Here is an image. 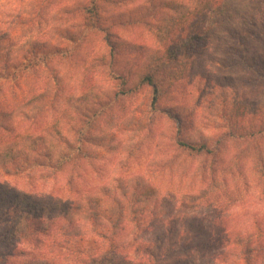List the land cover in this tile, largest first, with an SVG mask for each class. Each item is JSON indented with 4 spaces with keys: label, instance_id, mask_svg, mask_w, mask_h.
<instances>
[{
    "label": "rangeland",
    "instance_id": "1",
    "mask_svg": "<svg viewBox=\"0 0 264 264\" xmlns=\"http://www.w3.org/2000/svg\"><path fill=\"white\" fill-rule=\"evenodd\" d=\"M99 3L106 32L83 11L91 0H0L3 127L67 123L66 100L84 87L110 100L75 119L91 129L67 169L0 170V183L34 197L81 207L99 198V218L75 209L76 228L20 240L1 226L0 264H264V0ZM111 47L118 73L132 70L130 88L165 57L158 106L151 88L128 94L108 78L98 60ZM112 241L148 245L152 257Z\"/></svg>",
    "mask_w": 264,
    "mask_h": 264
},
{
    "label": "trees",
    "instance_id": "2",
    "mask_svg": "<svg viewBox=\"0 0 264 264\" xmlns=\"http://www.w3.org/2000/svg\"><path fill=\"white\" fill-rule=\"evenodd\" d=\"M183 6L184 5L178 7L177 5H172V7H170V5H166L165 7H170L171 10L177 12V10ZM83 11H86L89 15L87 19L91 21L95 29L98 28L100 31H107L108 28L106 29L104 27V22L100 19L101 6L99 0H91V7L86 6L83 8ZM183 16L186 17V15ZM182 23L183 21L180 23L176 22L173 29H178L182 26ZM171 33L172 32H167V35L162 38V41L167 40ZM198 39H200L199 35L189 38L186 41V46H189L193 41H198ZM109 49L108 56L98 60V63H100L99 66L107 69L108 78H110L111 81L119 82L120 87L123 88L125 92L128 91V94L146 87L151 88L154 92L153 106H158L160 93L157 84V73L161 74V71H167L166 68L168 65L166 64L167 60L165 57L159 58L154 56L150 64L146 66V73L148 74L144 73L141 75L139 81L134 84L133 88H130V80L128 77L132 75V70L126 67L124 68L126 69L124 72L118 73V66L116 67L115 61L118 52L114 47ZM176 49L178 50L181 48L176 46ZM177 50L172 51L169 60L173 61L174 58L172 57H174ZM0 55H2V53H0ZM43 62L44 59L42 60V63ZM124 64H127V62H124ZM162 66L166 68H162ZM89 82L94 85L91 80H89ZM102 92L103 93L98 94L94 92V90L87 91V87H84L80 92L78 91V95L72 93L66 100V103L68 102L73 108L69 113L72 114V116H67L68 122H64V124L63 122L62 124H55L52 127L51 125H46L42 131H40L37 125L32 127L36 129L34 134L30 132V128H24L23 126V129L26 130L24 132H19L18 127H15V125L3 127L2 125L5 122L1 120L0 170L10 174L11 172H20L25 168H32V166H48L61 171L77 162L74 155L82 152V144L86 139L84 135L91 129V125L87 122V126L82 129L77 126L75 119L81 114L91 112H94L92 115L93 119L99 116L102 111L100 108L102 106L101 104L110 102L107 93L105 91ZM122 94L124 93L115 92L114 96H120ZM104 96H106V98H104ZM114 98L117 100L116 97ZM24 116L28 118L29 114H25ZM91 122L92 121H90V124ZM49 136H51L50 144L48 143ZM179 145L187 152L197 154L211 153L210 148L206 144L198 145L179 142ZM107 196L109 197V195ZM98 199L89 201V203L85 204V207H81V205H76L72 202L59 201L50 197H34L18 191L14 187L6 186L1 182L0 227L6 226L5 236L14 240L28 239L34 236L37 237L40 234L49 232L50 229L56 232L57 227H61L60 229H66L68 231L67 227H75V221L71 215L72 210L80 209V211L83 210V212L89 211L91 218H99V212L102 207L100 205L101 201ZM142 204H144V201H140V205ZM111 210L116 213L118 218L122 221L125 215L124 212H126L125 209L122 210L121 207L116 206L111 208ZM131 211L134 213L136 209L131 208ZM50 212H52V214H49ZM189 241L190 240H188V242ZM112 243H114L116 250L117 248H124V250L133 248L137 253L147 256L146 258L152 257V253L150 252L151 248H148V245H139L140 247L137 246L134 248L131 242H128L125 246H119L115 241H112ZM135 263L141 264V260L138 259ZM142 264L147 263L145 262Z\"/></svg>",
    "mask_w": 264,
    "mask_h": 264
}]
</instances>
